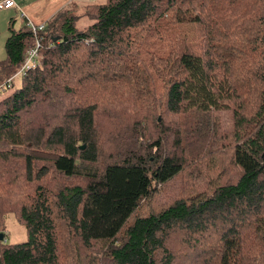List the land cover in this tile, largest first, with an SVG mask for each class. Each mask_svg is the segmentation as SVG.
Wrapping results in <instances>:
<instances>
[{
  "label": "trees",
  "instance_id": "16d2710c",
  "mask_svg": "<svg viewBox=\"0 0 264 264\" xmlns=\"http://www.w3.org/2000/svg\"><path fill=\"white\" fill-rule=\"evenodd\" d=\"M14 23L0 231L11 213L27 239L4 234L0 264H264V0L61 10L23 77Z\"/></svg>",
  "mask_w": 264,
  "mask_h": 264
},
{
  "label": "crops",
  "instance_id": "0c3cea01",
  "mask_svg": "<svg viewBox=\"0 0 264 264\" xmlns=\"http://www.w3.org/2000/svg\"><path fill=\"white\" fill-rule=\"evenodd\" d=\"M105 1L106 0H15L17 6L10 9L17 12L21 25H24L25 23L44 25L47 20L61 10L68 8L76 10L78 8H84L86 5L101 4ZM11 15L9 17V22L12 20ZM9 22L7 26H9ZM5 57L6 54H0V61L4 60Z\"/></svg>",
  "mask_w": 264,
  "mask_h": 264
},
{
  "label": "rangeland",
  "instance_id": "374dc122",
  "mask_svg": "<svg viewBox=\"0 0 264 264\" xmlns=\"http://www.w3.org/2000/svg\"><path fill=\"white\" fill-rule=\"evenodd\" d=\"M82 13L83 12H80L79 15H81ZM10 15H11V18L15 20L14 27L18 28L19 26H21V21H20V18L17 12H15L13 9L0 10V54H5L4 43L8 36V28H7L8 26L7 25L9 22ZM89 23H90L89 19L82 17L80 22H78L77 26L80 30H82L83 28L87 27ZM14 83H15V86L17 85V83H20V78L16 77ZM12 90H10L8 93H10ZM223 116H224V119L229 120L228 114H223ZM222 127L224 129L229 128V124H227V121H224V124L222 125ZM173 185H174V188L179 187V184L177 182H174ZM166 194L167 193H164L165 197H167ZM0 234H3V238L5 234V241L8 244L21 243V242L26 241L27 239V233H26L25 227L22 224H20L16 220L15 216L11 213L7 214L6 220L4 222V226L1 229Z\"/></svg>",
  "mask_w": 264,
  "mask_h": 264
},
{
  "label": "built area",
  "instance_id": "2783aa9c",
  "mask_svg": "<svg viewBox=\"0 0 264 264\" xmlns=\"http://www.w3.org/2000/svg\"><path fill=\"white\" fill-rule=\"evenodd\" d=\"M16 6L15 0H0V10H7L10 8H15ZM25 24L31 30L34 36L35 46L26 53L25 60L15 75L21 77H23L29 70L36 68L38 65V48L41 41L39 34L44 31L45 27L44 25H34L31 23Z\"/></svg>",
  "mask_w": 264,
  "mask_h": 264
},
{
  "label": "water",
  "instance_id": "95a60500",
  "mask_svg": "<svg viewBox=\"0 0 264 264\" xmlns=\"http://www.w3.org/2000/svg\"><path fill=\"white\" fill-rule=\"evenodd\" d=\"M81 148H83V146ZM1 240H3V234H0V241Z\"/></svg>",
  "mask_w": 264,
  "mask_h": 264
}]
</instances>
